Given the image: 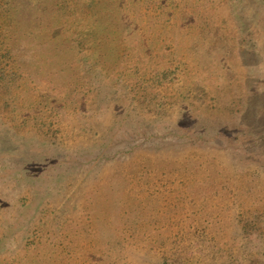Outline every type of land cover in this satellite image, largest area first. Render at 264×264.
Returning a JSON list of instances; mask_svg holds the SVG:
<instances>
[{
    "label": "rangeland",
    "instance_id": "1",
    "mask_svg": "<svg viewBox=\"0 0 264 264\" xmlns=\"http://www.w3.org/2000/svg\"><path fill=\"white\" fill-rule=\"evenodd\" d=\"M0 264H264V0H0Z\"/></svg>",
    "mask_w": 264,
    "mask_h": 264
}]
</instances>
